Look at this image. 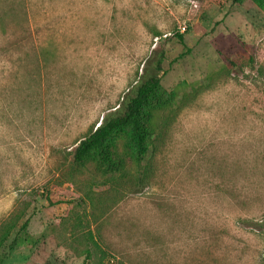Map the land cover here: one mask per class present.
<instances>
[{
    "label": "rangeland",
    "instance_id": "obj_1",
    "mask_svg": "<svg viewBox=\"0 0 264 264\" xmlns=\"http://www.w3.org/2000/svg\"><path fill=\"white\" fill-rule=\"evenodd\" d=\"M160 52L180 109L146 185L68 181L79 139ZM11 220L3 264H264V6L0 0V225Z\"/></svg>",
    "mask_w": 264,
    "mask_h": 264
},
{
    "label": "trees",
    "instance_id": "obj_2",
    "mask_svg": "<svg viewBox=\"0 0 264 264\" xmlns=\"http://www.w3.org/2000/svg\"><path fill=\"white\" fill-rule=\"evenodd\" d=\"M211 1L223 7L229 1L238 3L243 0ZM254 1L264 6V0ZM176 37L184 41L183 34L177 33ZM184 55L181 53L178 57ZM163 58L160 52L151 63L146 61L138 79L118 105L106 112L98 125L79 139L72 152L68 181L75 182L77 177L89 171L101 177L103 184L113 187L127 183L139 188L146 185L153 172L152 149L180 109L176 106L178 93L165 89L161 83ZM120 138H125V145L120 146ZM16 225L17 221L13 220L0 225V264L7 258L1 247ZM260 225L264 226V221ZM94 242L97 244L96 240Z\"/></svg>",
    "mask_w": 264,
    "mask_h": 264
},
{
    "label": "built area",
    "instance_id": "obj_3",
    "mask_svg": "<svg viewBox=\"0 0 264 264\" xmlns=\"http://www.w3.org/2000/svg\"><path fill=\"white\" fill-rule=\"evenodd\" d=\"M182 30H185V26L182 27Z\"/></svg>",
    "mask_w": 264,
    "mask_h": 264
}]
</instances>
